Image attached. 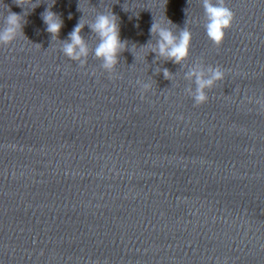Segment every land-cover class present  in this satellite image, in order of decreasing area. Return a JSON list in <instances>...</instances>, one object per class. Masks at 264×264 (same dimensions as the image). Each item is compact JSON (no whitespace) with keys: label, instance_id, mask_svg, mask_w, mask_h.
Wrapping results in <instances>:
<instances>
[{"label":"water","instance_id":"1","mask_svg":"<svg viewBox=\"0 0 264 264\" xmlns=\"http://www.w3.org/2000/svg\"><path fill=\"white\" fill-rule=\"evenodd\" d=\"M225 3L218 47L201 0H0V29L28 12L0 45V264H264V0ZM51 5L59 41L82 15L119 17L129 50L114 74L87 25L83 67L60 51ZM153 18L190 30L186 66L140 48ZM201 61L225 76L195 105L183 76ZM137 79L152 84L143 98Z\"/></svg>","mask_w":264,"mask_h":264},{"label":"clouds","instance_id":"2","mask_svg":"<svg viewBox=\"0 0 264 264\" xmlns=\"http://www.w3.org/2000/svg\"><path fill=\"white\" fill-rule=\"evenodd\" d=\"M15 3L24 9V0H15ZM201 4L204 10L203 27L206 35L219 47L225 38L226 30L230 29L234 22L235 14L226 6L225 0H201ZM37 6L32 5V9ZM51 7L52 5L48 6L41 13V18L52 40L59 41V34L64 22L57 13L51 10ZM78 10L81 11L79 5ZM27 15V11H24L23 14L8 11L4 17V27L0 29V45L9 46L19 36H24L23 27L27 23L25 19ZM69 19H71V16H69ZM85 25L89 27L98 41L94 49H91V54L94 55L95 59L101 61V69L111 76L115 73L116 67L120 62L121 53L129 50L128 42L126 40L122 41L120 37L119 17L113 14L112 11L98 12L91 22H85L82 15L77 25L69 33L68 39L59 41L61 45L60 51L70 60L78 62L81 67L87 63L90 48L87 40L81 34ZM168 25H174L168 18L167 24L157 22L153 18V23L150 27L151 39L147 44L140 46V48H149V52L155 53L156 62L160 60L164 62L170 61L184 67L186 66L185 61L189 58L191 32L184 26L176 33ZM154 38L155 43H152ZM156 71L157 74L162 71L165 80H173L175 77V74L170 72L168 68L161 69L158 67ZM224 76L225 73L219 66H205L202 61L195 62L193 65L187 66V71L184 72L183 78L189 82L185 92L193 99L195 105L203 104L208 99L206 90H210L217 82L222 81ZM136 83L140 85L142 98L145 93L152 89L151 83H145L139 79H137ZM193 84L195 85L194 88ZM257 103H261L264 106V101L262 100H258Z\"/></svg>","mask_w":264,"mask_h":264}]
</instances>
